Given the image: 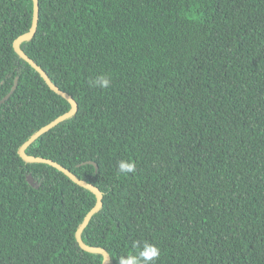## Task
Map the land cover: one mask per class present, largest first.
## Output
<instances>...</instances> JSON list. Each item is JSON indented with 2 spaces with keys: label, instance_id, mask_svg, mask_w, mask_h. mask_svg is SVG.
I'll return each instance as SVG.
<instances>
[{
  "label": "trees",
  "instance_id": "16d2710c",
  "mask_svg": "<svg viewBox=\"0 0 264 264\" xmlns=\"http://www.w3.org/2000/svg\"><path fill=\"white\" fill-rule=\"evenodd\" d=\"M21 43L77 112L26 152L99 187L82 232L110 264H264V0H39ZM33 0H0V264H103L76 232L96 195L21 146L70 110L14 48ZM110 75L102 89L90 79ZM131 158L135 173H118ZM94 161V164L84 163ZM32 175L35 185L28 181Z\"/></svg>",
  "mask_w": 264,
  "mask_h": 264
},
{
  "label": "water",
  "instance_id": "95a60500",
  "mask_svg": "<svg viewBox=\"0 0 264 264\" xmlns=\"http://www.w3.org/2000/svg\"><path fill=\"white\" fill-rule=\"evenodd\" d=\"M34 2V9H33V20H32V25L29 29L28 32L20 35L15 41H14V48L15 51L22 57L24 58L26 61H28L40 74L41 76L45 79L46 83L49 85V87L54 90L56 93L60 94L61 96H63L64 98H66L70 104H71V108L69 111H67L66 113L58 116L57 118H55L54 120H52L51 122H49L48 124H46L45 126L41 127L37 132H35L20 148V155L21 157L28 161V162H43V163H48L51 164L52 166L58 168L59 170H61L62 172H64L67 176H69L74 182H76L77 184L91 190L95 195H96V204L92 207V209L87 213V215L85 216L83 222L81 223V225L79 226V228L77 229L76 232V238L77 241L79 242L80 246L88 251V252H92V253H100L104 256L103 259V264H110V260L111 257L109 255V253L102 247L99 246H91L88 245L87 243L84 242V240L82 239V232L83 230L86 228V226L88 225L89 221L91 220L92 216L99 211V209L102 207L103 205V193L100 190L99 187L95 186L94 184L81 179L79 177H77L74 173H72L68 168L64 167L63 165L59 164L58 162L50 159V158H46V157H41V156H34V155H29L26 152V149L28 148L29 145H31L38 137H40L42 134H44L45 132L49 131L51 128H53L54 126H56L57 124H59L60 122H62L65 119L70 118L71 116H73L77 110H78V103L77 101L66 91L60 89L58 86H56L52 80L50 79V77L48 76V74L46 73V71L40 67L30 56H28L23 49L21 48V43L23 41L29 40L31 39L37 30L38 27V21H39V0H33ZM17 87V81L15 83V85L13 86V88L11 89V91L4 96V98L2 99V102H4L6 99H8L11 94L13 93V91L15 90V88ZM84 163H90V164H94L96 167V170H98V164L94 161H86ZM28 181L31 182L33 185H35V181L33 176L30 174L28 175Z\"/></svg>",
  "mask_w": 264,
  "mask_h": 264
},
{
  "label": "clouds",
  "instance_id": "9594fccd",
  "mask_svg": "<svg viewBox=\"0 0 264 264\" xmlns=\"http://www.w3.org/2000/svg\"><path fill=\"white\" fill-rule=\"evenodd\" d=\"M90 86L106 89L110 86V75L101 74L89 81ZM118 173L129 174L135 173L136 163L133 159H121L118 161ZM134 247L137 248L136 254H127L119 257V264H155V261L160 257L161 252L158 245L144 241L142 246L140 241L134 242Z\"/></svg>",
  "mask_w": 264,
  "mask_h": 264
}]
</instances>
